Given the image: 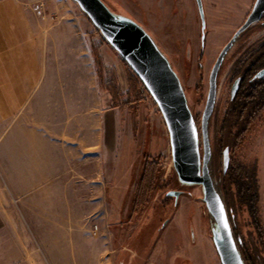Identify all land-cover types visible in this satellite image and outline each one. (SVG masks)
Instances as JSON below:
<instances>
[{
  "label": "crops",
  "instance_id": "obj_1",
  "mask_svg": "<svg viewBox=\"0 0 264 264\" xmlns=\"http://www.w3.org/2000/svg\"><path fill=\"white\" fill-rule=\"evenodd\" d=\"M48 1L0 0V264H44L41 256L66 264L73 254L75 264H95L107 227L102 222L94 236L90 216L106 199L126 196L139 161L131 155L144 132L141 105L120 103L101 87L98 54L105 77L116 67L123 92L138 77L112 46L98 43L82 13L35 11ZM34 162L68 196L95 199L66 207L29 203ZM121 175L124 189L112 183ZM3 197L19 198L16 212Z\"/></svg>",
  "mask_w": 264,
  "mask_h": 264
},
{
  "label": "rangeland",
  "instance_id": "obj_2",
  "mask_svg": "<svg viewBox=\"0 0 264 264\" xmlns=\"http://www.w3.org/2000/svg\"><path fill=\"white\" fill-rule=\"evenodd\" d=\"M106 1L117 11L141 23L169 57L185 86L189 106L197 118L201 141V116L206 103L210 72L222 48L252 9L254 0H203L207 16L205 46H202L201 17L196 0ZM73 10L84 15L96 34L98 43L109 44L75 0H49L42 9H35L40 13ZM261 39H264V24L257 23L237 40L227 54L219 75L217 105L211 117L210 136L214 152H218L214 157L218 170L222 169L223 150L229 145L231 163L242 164L249 174H253L258 220L264 229V110L256 115L240 140L230 138L228 132L221 135L231 87L228 73L235 61L242 56L243 50ZM201 52L202 59L199 58ZM98 67L102 79L101 87H109L115 98L121 96L120 103L137 101V104L141 105L140 116L145 127L138 152L131 155L132 158L134 155L138 156L139 161L131 171L130 189H124L127 177L121 180L123 175L117 177L120 180L112 182L114 185L120 183L124 189L122 193L126 196H113L108 200L104 197L96 198L98 201L106 199L107 204L105 207L100 204L98 211L90 216L93 234L100 236L99 232L96 234V226H101L103 222L107 227L108 237L105 235L101 241L99 239L103 251L95 256V264H222L212 239L211 216L203 200L202 186L182 184L179 181L172 164L169 131L158 105L140 78L136 83L129 80V89L123 92L117 83L118 78L115 77L116 67L108 71L112 77H105L106 72L101 68L99 54ZM106 78L111 80L106 83ZM150 126L151 129L146 135V129ZM220 139L224 140L222 146L218 144ZM144 146L148 147L147 150H144ZM148 160L153 161L156 166L158 181L151 194L145 198L144 206L141 207L139 203L138 207H135L132 202L135 185L140 179L144 163ZM33 166L35 179L30 182L32 188L28 192L31 199L29 203L66 207L76 202L82 201L83 204L86 200L95 199L68 196L64 188L62 189L56 180L53 181L54 176H51L52 173L46 170L43 163L34 162ZM19 167L22 171L26 170V165ZM169 189L183 191L178 202L166 195ZM110 194L116 195V192L111 191ZM2 199L8 211L11 207L16 212L17 205H20L19 198L18 201L10 197ZM21 200L25 198L22 197ZM121 202L124 211L119 208ZM73 255L74 257H67L66 264H75L76 254ZM37 261L48 263L44 256Z\"/></svg>",
  "mask_w": 264,
  "mask_h": 264
},
{
  "label": "water",
  "instance_id": "obj_3",
  "mask_svg": "<svg viewBox=\"0 0 264 264\" xmlns=\"http://www.w3.org/2000/svg\"><path fill=\"white\" fill-rule=\"evenodd\" d=\"M100 30L106 41L119 53L140 78L159 107L166 122L172 164L182 184H200L203 200L211 216L212 239L222 264H245L233 233L227 207L217 189L213 161L215 152L210 136V119L215 108L219 72L237 37L261 20L264 0H256L243 25L221 50L210 74L209 91L201 119L200 133L181 79L171 60L151 33L131 16L117 11L106 0H75ZM202 20L203 46L206 38V15L202 0H197ZM264 73V71H263ZM237 82L233 86L236 91ZM223 171L230 161V148L223 150ZM180 189H169L166 195L178 202ZM120 264H124L120 262Z\"/></svg>",
  "mask_w": 264,
  "mask_h": 264
},
{
  "label": "trees",
  "instance_id": "obj_4",
  "mask_svg": "<svg viewBox=\"0 0 264 264\" xmlns=\"http://www.w3.org/2000/svg\"><path fill=\"white\" fill-rule=\"evenodd\" d=\"M262 44L264 45V41H258L252 45L257 46ZM251 112V109H249L248 115L238 113L227 116L221 128V135L223 136L228 132L230 138L233 139L235 137L236 141L240 140V137L248 129L245 121L253 120L257 117V114ZM220 140L218 144L222 146L224 140ZM229 148L231 154V147L229 146ZM215 154L218 155L217 150ZM155 167L153 161L150 162L148 160L144 163L140 179L136 182L134 189L132 202L135 207H138L137 204L139 203L141 207L144 206L146 202L145 198L151 194L157 184L158 176ZM213 169L214 177L217 180L216 186L227 207L233 233L244 263L264 264V229L258 220L257 197L256 188L253 183V174H249V171L242 164L235 165L231 163L225 173L223 168L218 170L215 161Z\"/></svg>",
  "mask_w": 264,
  "mask_h": 264
},
{
  "label": "flooded vegetation",
  "instance_id": "obj_5",
  "mask_svg": "<svg viewBox=\"0 0 264 264\" xmlns=\"http://www.w3.org/2000/svg\"><path fill=\"white\" fill-rule=\"evenodd\" d=\"M255 1L256 0H254V2H253V6L255 4ZM196 2H197V0H196ZM197 5H198V3H197ZM203 5H204V1H203ZM253 6H252V9H253ZM252 9L247 14L244 22L246 21L247 17L251 13ZM198 10H199V7H198ZM204 10H205V7H204ZM199 14H200V11H199ZM205 15H206V12H205ZM200 17H201V14H200ZM206 22H207V16H206ZM243 23L237 28V30L243 25ZM257 23H263L264 24V15L261 18V20L258 21ZM257 23L253 24L252 26H250L249 28L244 30L237 37V40L244 33L250 31ZM236 31H235V33H236ZM206 34H207V24H206ZM202 36H203V30H202V20H201V39H202V46H203V37ZM259 41H264V39H261ZM205 42H206V40H205ZM199 58L200 59L203 58V52L200 53ZM221 69H222V67H221ZM221 69H220V71H221ZM263 71H264V45L263 44L257 45V46L248 45L243 50L242 56H240L235 61L234 65L232 66V69L228 73V75H229L228 78L231 81V87H230L229 98L227 101V108H226V113H225L226 117L231 115V114H238V113L248 115L249 109H251V111H252L251 113H253V114H258L259 112L264 110V73H263ZM210 74H211V72H210ZM178 75L180 77V74H178ZM219 75H220V72H219ZM180 79H181V77H180ZM209 81H210V75H209ZM181 82H182L183 88H184L185 93H186V89H185V86L183 84L182 79H181ZM235 82H237V87H236L235 93L233 94L232 90H233V86H234ZM208 91H209V88H208ZM251 95H252V97H250ZM186 96H187V93H186ZM207 96H208V93H207ZM217 96H218V93H217ZM206 100H207V97H206ZM188 103H189V101H188ZM216 105H217V100H216L214 111L216 110ZM214 111H213V113H214ZM226 117H225V119H226ZM201 119H202V116H201ZM195 120H196V123H198L196 117H195ZM210 122H211V119H210ZM251 122H252V120L245 121V124L247 125V127L250 125ZM219 159H220V157H219ZM222 160H223V155H222ZM231 160H232V158H231ZM230 164H231V161H230ZM222 168H223V161H222ZM240 241H241V239H240Z\"/></svg>",
  "mask_w": 264,
  "mask_h": 264
},
{
  "label": "built area",
  "instance_id": "obj_6",
  "mask_svg": "<svg viewBox=\"0 0 264 264\" xmlns=\"http://www.w3.org/2000/svg\"><path fill=\"white\" fill-rule=\"evenodd\" d=\"M44 2H40L39 4H37V5H35L34 6V9H36V10H40V9H42L43 8V6H44ZM97 227V226H96ZM97 229V228H96Z\"/></svg>",
  "mask_w": 264,
  "mask_h": 264
}]
</instances>
